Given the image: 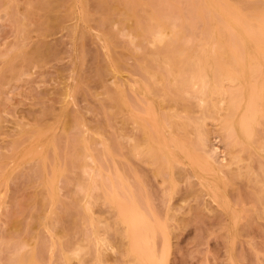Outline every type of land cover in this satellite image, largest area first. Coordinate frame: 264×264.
<instances>
[{
	"label": "rangeland",
	"instance_id": "obj_1",
	"mask_svg": "<svg viewBox=\"0 0 264 264\" xmlns=\"http://www.w3.org/2000/svg\"><path fill=\"white\" fill-rule=\"evenodd\" d=\"M103 1L0 0V264H16L22 254L37 264H141L127 253L126 225L104 200L113 185L122 197L137 192L158 225L162 264H264V200L254 197L264 191V121L255 146L231 164L240 149L231 151L219 115L203 118L194 93L183 94L187 108L160 91L161 75L167 83L169 76L149 2L168 24L185 23L182 42L198 40L203 21L181 11V0H134L135 9ZM232 2L244 11L264 4ZM140 84L159 90L151 97L169 138L235 174L226 204L214 201L186 161L175 163L172 177L156 173L133 117L148 104ZM201 119L198 130L193 122ZM39 135L45 161L26 154Z\"/></svg>",
	"mask_w": 264,
	"mask_h": 264
},
{
	"label": "bare ground",
	"instance_id": "obj_2",
	"mask_svg": "<svg viewBox=\"0 0 264 264\" xmlns=\"http://www.w3.org/2000/svg\"><path fill=\"white\" fill-rule=\"evenodd\" d=\"M103 2L98 0L99 4ZM149 3L152 10L147 14L158 24L153 39L157 43H164L160 55L169 76L167 83L166 77L161 75L163 86L160 91L175 103H185L187 108L183 94L191 92L198 95L199 105L205 109L203 118H214L218 114L222 128L231 139V151L240 149L239 154L232 157L231 164L232 161L241 162L243 154L249 152L247 147L255 146L259 136L258 126L264 121V4L250 3L247 11H244L232 0H181L178 4L181 11H193L196 18L204 23L203 35L198 40L182 42L185 23L180 26L168 24L161 19L156 2ZM125 4L135 9L137 2L125 0ZM181 17L185 18L183 14ZM166 28L171 30L169 37L165 35ZM138 90L146 97L148 104L139 115L136 113L133 117L143 129L146 157L156 166V173L166 172L172 177L175 163L186 161L210 189L214 201L226 204L228 182L235 179V174H222L213 161H204L191 146L181 145L169 138L166 118L156 113V104L151 97L159 90L147 84H140ZM215 96H219V99L216 100ZM166 117L169 119L170 115ZM202 120L193 122L198 130ZM187 128L188 125L182 127L184 131ZM42 136L34 140L26 154L45 161L46 152L36 149ZM201 143L206 146L203 138ZM82 146L79 139L78 149L70 156L72 162L79 158ZM119 179L122 183V178ZM258 179L264 183V166ZM101 185L106 186L105 182ZM106 191L103 194L105 202L117 210L119 220L126 225L123 235L127 238V253L141 264H162L154 248L159 227L150 221L141 208L137 192L136 195L133 192L128 197H122L114 185L112 190ZM254 197L261 202L264 191L255 193ZM84 209L88 212L87 207ZM91 222L94 223L92 218ZM16 264L37 263L34 255L26 258L22 254Z\"/></svg>",
	"mask_w": 264,
	"mask_h": 264
}]
</instances>
